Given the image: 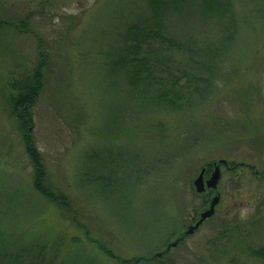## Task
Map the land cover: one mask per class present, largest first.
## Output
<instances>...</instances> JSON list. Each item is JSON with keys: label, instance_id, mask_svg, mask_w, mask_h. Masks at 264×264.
Here are the masks:
<instances>
[{"label": "rangeland", "instance_id": "374dc122", "mask_svg": "<svg viewBox=\"0 0 264 264\" xmlns=\"http://www.w3.org/2000/svg\"><path fill=\"white\" fill-rule=\"evenodd\" d=\"M231 2L243 26L215 81L198 104L170 111L115 65L128 27L153 15L147 0H0V16L27 25L0 35V264H264L251 254L264 245V0ZM191 13L168 12L165 32L218 37ZM45 55L25 127L46 182L74 209L64 214L34 188L26 130L6 99ZM219 160L234 168H223L215 214L185 234L206 205L194 180ZM74 213L120 260L86 238Z\"/></svg>", "mask_w": 264, "mask_h": 264}, {"label": "trees", "instance_id": "16d2710c", "mask_svg": "<svg viewBox=\"0 0 264 264\" xmlns=\"http://www.w3.org/2000/svg\"><path fill=\"white\" fill-rule=\"evenodd\" d=\"M147 2L153 15L145 21L140 20L128 27L115 65L123 69L128 83L142 94L150 96L152 105H155L156 109L165 108L170 111L187 109L197 103L194 102V95H197V99H201L203 96L200 90L201 92L208 90L209 85L215 81L217 76L215 65L223 59L222 54L228 46L235 42L243 23H239V16L233 9L231 0H147ZM189 9L198 16L197 19L194 18V22L202 20L216 25L218 37L210 32L203 40L196 42L191 39L182 41L168 35L164 30L163 17L168 12H174L180 13L182 20ZM16 23L19 28L27 26L22 22ZM155 41L161 44L158 49L153 45ZM175 52L182 55L184 64H175ZM46 59L47 55L45 59L41 58L40 67L29 74L27 82L9 87L10 92L6 93V99L11 115L21 125L20 129L26 130L24 142L34 168V188L64 214L66 208L70 211L74 209L69 206L70 201L67 197L54 191L46 182L43 156L36 147L29 129L25 127L27 124H32V108L44 85L42 67L47 65ZM76 214L71 217L77 227L83 230L86 238L96 244L104 254L115 257L103 243L90 236L87 225L81 223ZM251 254L264 262V245L259 249H251ZM141 260L152 264L154 262L150 258ZM157 260L159 264H165L164 258ZM60 264H84V262L79 259Z\"/></svg>", "mask_w": 264, "mask_h": 264}, {"label": "flooded vegetation", "instance_id": "af4514ba", "mask_svg": "<svg viewBox=\"0 0 264 264\" xmlns=\"http://www.w3.org/2000/svg\"><path fill=\"white\" fill-rule=\"evenodd\" d=\"M11 19H12V17L0 16V35H4L7 37L10 33L13 34V32L16 30L21 31L19 29L17 23L15 22V24H14L13 20H11ZM220 161L221 160L214 161L211 166L209 165L207 167H204V168H206V172H205V176H204L205 181H207L211 177L212 172L214 171V169L217 165L220 167V170H221V178H220L218 187L216 189L206 188L205 192L202 193L203 196H205V197L207 196L206 205L203 208V211L210 207L211 201H212L213 197H215L216 195H220V200H221V184H222V180H223V168L225 167L229 171H231L234 168V166L232 167L227 160H226V162H227L226 164L220 163ZM193 185H194V183H193ZM216 209H217V206H216ZM201 212L202 211H199V213L195 217H193V216L190 217V219H189L190 224L188 225V227L193 226L197 223V221L199 220V216H200ZM205 221H207V220H205ZM201 226L198 229H196L193 233L197 232V230H199L201 228ZM186 230L187 229H185L184 232ZM161 254L162 253H160L159 255H161Z\"/></svg>", "mask_w": 264, "mask_h": 264}, {"label": "water", "instance_id": "95a60500", "mask_svg": "<svg viewBox=\"0 0 264 264\" xmlns=\"http://www.w3.org/2000/svg\"><path fill=\"white\" fill-rule=\"evenodd\" d=\"M220 163H227L226 160H221ZM206 168H202L198 177L194 180V187L197 193H203L205 192L206 188L216 189L218 187L220 178H221V170L220 167L217 165L212 172L211 177L205 181ZM220 202V195H216L213 197L210 207L200 213L199 220L197 223L193 226H190L186 231L185 234H192L196 229H198L205 220L211 218L215 214L216 206ZM177 243V242H176ZM174 243V244H176ZM173 243L171 245H174ZM169 246V248L171 247ZM168 248V249H169Z\"/></svg>", "mask_w": 264, "mask_h": 264}]
</instances>
